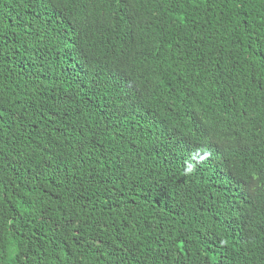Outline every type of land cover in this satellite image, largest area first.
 Instances as JSON below:
<instances>
[{
  "label": "trees",
  "instance_id": "16d2710c",
  "mask_svg": "<svg viewBox=\"0 0 264 264\" xmlns=\"http://www.w3.org/2000/svg\"><path fill=\"white\" fill-rule=\"evenodd\" d=\"M0 264H264V0H0Z\"/></svg>",
  "mask_w": 264,
  "mask_h": 264
}]
</instances>
